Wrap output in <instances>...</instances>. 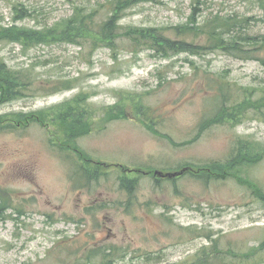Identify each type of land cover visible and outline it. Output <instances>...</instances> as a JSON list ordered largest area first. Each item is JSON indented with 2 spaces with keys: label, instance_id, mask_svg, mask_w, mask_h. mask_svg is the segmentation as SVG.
<instances>
[{
  "label": "rangeland",
  "instance_id": "obj_1",
  "mask_svg": "<svg viewBox=\"0 0 264 264\" xmlns=\"http://www.w3.org/2000/svg\"><path fill=\"white\" fill-rule=\"evenodd\" d=\"M109 1L0 0V29L61 27L77 11L91 14L96 28L110 16ZM192 14L203 33L178 35ZM217 25L248 54L163 57L126 37L96 50L0 41L4 63L30 83L23 96L0 103V204L7 205L0 264H264V200L235 177L205 183L195 176L225 161L236 141L264 147V116L251 109L231 111L234 120L200 138L196 132L220 104V82L230 102L264 92V0H140L124 11L119 31L154 28L174 41L203 43ZM68 80L71 88L48 95L52 83ZM78 95H86L91 128L75 151L62 149L56 120L19 122ZM116 105L125 117L107 120ZM83 153L103 170L95 179L84 178ZM239 177L264 194V159ZM124 178L135 179L131 193Z\"/></svg>",
  "mask_w": 264,
  "mask_h": 264
},
{
  "label": "trees",
  "instance_id": "obj_2",
  "mask_svg": "<svg viewBox=\"0 0 264 264\" xmlns=\"http://www.w3.org/2000/svg\"><path fill=\"white\" fill-rule=\"evenodd\" d=\"M109 14L108 18L93 28V17L91 14H82L77 12L73 13V16L65 21L61 27H53L40 30H33L23 27H7L0 29V41L5 40L8 42L21 43L24 46L30 45H46L48 43H66L83 47L84 44H89L92 50H96L101 44H107L110 48L113 47L114 41L120 37H126L134 48H142L140 46H146L149 50H153L156 53L161 54L163 57H167L170 53H188L191 56H201L207 52L218 50H233L239 54H248L247 51L239 49L236 42H227L224 39V30L221 25L217 27H210L205 31V39L203 43H189L187 40L174 41L170 38L159 33L154 28L139 29L132 28L125 32H120L119 22L122 19L124 11L131 6L140 2V0H110L109 1ZM196 9H194L195 11ZM202 27L196 25L195 17L189 18L187 24L176 27L175 31L180 36L197 35L201 31ZM138 46V47H136ZM134 52L138 50L134 49ZM28 76V75H27ZM29 77V76H28ZM220 104L217 105L212 115L206 116L201 120L197 127V137L200 138L204 133L211 128L223 125L226 121L234 120V116L231 111L237 114V110L251 109L255 112L262 113L264 109V92L262 95L251 101L246 99L242 102L239 100L230 102L226 95L222 92L223 86L220 82ZM53 87L48 90V95L55 93L60 86L61 89L71 88V81H55L52 83ZM30 83L27 81V77L21 76L19 72H15L10 69L0 57V103L14 101L23 96ZM46 90V87H43ZM86 95H78L72 101H68L65 104L48 109L38 114L23 115L21 114V121L27 122L31 119V122L44 125L46 117L51 120H56L61 131L66 137L63 148L68 147L71 151H75V146L72 145L79 138L86 136L90 132L91 122L85 105L87 98ZM251 99V98H250ZM82 106L80 109L79 107ZM110 111V113H109ZM107 113V120L121 119L125 116L121 113V109L116 105L109 108ZM137 111L140 115L148 117V113L144 107H138ZM240 118V115H239ZM4 122V119L0 116V122ZM29 121V120H28ZM28 125V124H27ZM148 130L157 135V131L150 125L146 124ZM150 125V126H149ZM7 126L5 125L6 128ZM163 136V135H162ZM169 139V138H168ZM255 145L247 141H236L229 157L225 161H213L209 164L202 166L203 171H200L197 175L200 180L205 183L218 179H227L229 177H235L240 180L241 183L248 185V188L252 191L254 196L260 200H264L263 192L254 184L239 177L242 168L254 166L260 163L264 159V147L261 151L255 149ZM79 157L83 159L81 166L82 172H84V178L86 180L95 179V173H102L103 170L99 164H92L90 159L83 153L79 154ZM81 162V163H82ZM150 173V172H149ZM152 175L153 172L151 173ZM121 186L128 191L132 192L135 187V179L124 178L121 179ZM6 202L3 201L0 204V219H3V211L6 208ZM20 214V212H19ZM260 250H264V240L259 246ZM250 253H253L252 251ZM207 255H205V258ZM202 263V261H200Z\"/></svg>",
  "mask_w": 264,
  "mask_h": 264
},
{
  "label": "water",
  "instance_id": "obj_3",
  "mask_svg": "<svg viewBox=\"0 0 264 264\" xmlns=\"http://www.w3.org/2000/svg\"><path fill=\"white\" fill-rule=\"evenodd\" d=\"M156 174L160 175L159 173H156ZM171 176H175V175H171Z\"/></svg>",
  "mask_w": 264,
  "mask_h": 264
}]
</instances>
